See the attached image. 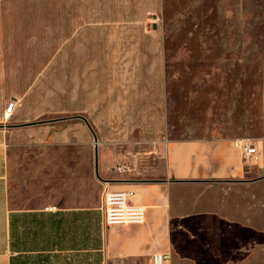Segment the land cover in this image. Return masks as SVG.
Masks as SVG:
<instances>
[{
    "label": "rangeland",
    "instance_id": "374dc122",
    "mask_svg": "<svg viewBox=\"0 0 264 264\" xmlns=\"http://www.w3.org/2000/svg\"><path fill=\"white\" fill-rule=\"evenodd\" d=\"M0 26V72H10L1 80L14 79L21 121L10 124L20 125L8 144L12 209L47 205L52 187L97 206L102 152L143 157L159 142L246 138L260 153L249 185L209 195L259 226L252 260L264 264V0H0ZM85 34L90 50L73 53L71 38ZM125 73L145 83L130 87L143 89L127 94L131 115L114 117Z\"/></svg>",
    "mask_w": 264,
    "mask_h": 264
},
{
    "label": "crops",
    "instance_id": "0c3cea01",
    "mask_svg": "<svg viewBox=\"0 0 264 264\" xmlns=\"http://www.w3.org/2000/svg\"><path fill=\"white\" fill-rule=\"evenodd\" d=\"M89 40L88 34L76 40L72 37L73 53L90 50ZM123 43L125 37H119L118 46ZM119 52L126 54L125 44ZM80 60L89 71L102 66ZM131 62L120 65L137 68V62ZM11 74L14 78L15 71ZM4 76L9 78L10 72H0V264H152L157 254L170 256L165 264H263L252 260V241L259 242V226L251 224L246 212L234 209L232 201L209 195L249 185L252 161L242 154V138L234 141L211 134L203 139L159 142L155 152L143 157L111 155L108 160L102 152L96 164V174L100 171L104 180L97 206H90L86 195L76 199L68 188L52 187L54 198L47 205L12 209L8 144L15 126L20 125L10 124L21 121L16 106H10L15 102L11 95L16 91L14 79L6 85L1 80ZM142 83V78L130 79L125 73L115 88L122 98L112 110L119 113L112 116L131 115L127 94L143 90L130 88ZM97 103L99 107L105 102L98 99ZM120 162H127L122 164L131 171L115 172ZM111 166L115 167L109 172ZM105 188L134 192L132 201L146 209L145 223L107 227L100 208Z\"/></svg>",
    "mask_w": 264,
    "mask_h": 264
},
{
    "label": "built area",
    "instance_id": "2783aa9c",
    "mask_svg": "<svg viewBox=\"0 0 264 264\" xmlns=\"http://www.w3.org/2000/svg\"><path fill=\"white\" fill-rule=\"evenodd\" d=\"M264 106V102H263ZM264 122V114H263ZM240 147L244 158L248 161H259L260 153L254 146L251 140L242 138L239 140ZM117 173H124L131 171V168L126 164L117 165L114 168ZM108 185V183H105ZM104 194L100 202V208L104 215V221L107 227L129 225H142L145 223L146 209L142 206L136 205L132 199L135 196L134 192H118L111 191L108 188L104 189ZM170 259L169 255L157 254L152 258V264H165Z\"/></svg>",
    "mask_w": 264,
    "mask_h": 264
}]
</instances>
